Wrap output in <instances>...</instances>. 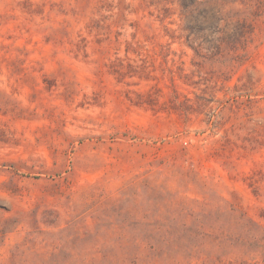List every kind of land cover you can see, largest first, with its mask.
I'll list each match as a JSON object with an SVG mask.
<instances>
[{"label":"rangeland","instance_id":"374dc122","mask_svg":"<svg viewBox=\"0 0 264 264\" xmlns=\"http://www.w3.org/2000/svg\"><path fill=\"white\" fill-rule=\"evenodd\" d=\"M0 264H264V0H0Z\"/></svg>","mask_w":264,"mask_h":264}]
</instances>
